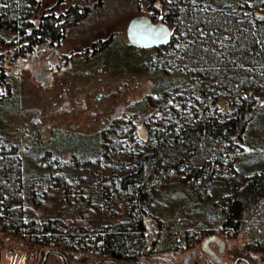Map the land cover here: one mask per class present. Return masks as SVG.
<instances>
[{
  "label": "rangeland",
  "instance_id": "rangeland-1",
  "mask_svg": "<svg viewBox=\"0 0 264 264\" xmlns=\"http://www.w3.org/2000/svg\"><path fill=\"white\" fill-rule=\"evenodd\" d=\"M185 1L104 0L101 4L90 1L86 17L68 26L58 43L42 45L38 50L43 58L59 63L49 86L38 82L29 69L15 73L7 67L6 58L2 61L13 79L19 109L0 112V151L14 156V149L18 150L15 156L22 160L21 195L26 208L37 207L47 185L64 184L67 192L65 203L56 210L59 216L64 213L74 216L85 206L95 204L105 209L103 179L128 170L130 158L150 148L155 130L171 122L176 126L193 124L194 119L207 116L209 110L219 113L230 107L239 91L250 93L256 89L254 85L245 86L246 78L238 85L239 61L253 53L239 51L230 35L219 38L213 35L210 45L203 46L204 52L210 50L215 54L210 65L202 61L196 64L199 61L191 57L189 49L197 39L187 41L186 31L179 37L176 34L179 41L175 45L162 50L128 47L134 46L127 37L131 18L147 14L160 21L164 6L172 17L178 6L187 17L186 12L193 4V9H198L195 4L198 1L208 8L232 7L243 14L263 10L260 0H191L192 5ZM72 2L45 0L44 7L49 13L60 12ZM174 18L175 21L168 22L173 32L181 22L177 15ZM102 42L105 44L100 47ZM240 54L244 56L241 58ZM34 65L42 69L41 63ZM156 74L169 79L180 77L182 82L177 87L172 84L157 88ZM259 101L258 112L238 144L227 146L203 177L196 182L176 180L160 186L147 208L164 227L159 230L152 220L148 221L147 250L152 252L140 262L184 264L195 253L188 264H219L202 247L203 240L211 234L225 241L224 264H233L239 256L236 252L244 250L245 232L225 236L220 233L219 224L227 214L233 191L264 169V98ZM141 126L148 129L147 140L138 132ZM79 134H99L96 150L92 149L88 159H80L78 151L68 148L71 142L66 139L73 135L72 138H80ZM105 217L100 214L96 231ZM168 224L174 225L169 232ZM0 240V264H39L46 249L32 250L22 240L10 236ZM210 245L219 252L217 242ZM258 258L253 263L264 264V254ZM95 260L93 256L80 254L70 257V264H92ZM46 264H64V259L51 255Z\"/></svg>",
  "mask_w": 264,
  "mask_h": 264
},
{
  "label": "trees",
  "instance_id": "trees-1",
  "mask_svg": "<svg viewBox=\"0 0 264 264\" xmlns=\"http://www.w3.org/2000/svg\"><path fill=\"white\" fill-rule=\"evenodd\" d=\"M90 1L101 4L104 0H73L63 11L52 13L46 11L45 0H0V112L19 109L13 79L2 62L5 57L24 56L38 51L42 45L58 43L68 26L88 15ZM190 1L186 0L185 4H191ZM195 4L199 5L198 9L194 10V4H191L187 17L183 8L176 7L174 16L180 17L182 23L179 21V26L165 44L146 48H169L179 41L176 36L186 31L187 41L197 39L189 49L191 57L199 61L196 64L202 61V64L210 65L215 54L210 50L204 52L203 46L210 45L213 35L218 38L230 35V39L237 42L239 51L253 53L244 59L240 54L238 85L246 78L245 86L254 85L256 89L250 93L239 91L230 107H224L219 113L209 110L207 116L194 119L193 124L176 126L171 122L155 130L150 148L133 155L128 170L103 179L105 209L95 204L85 206L74 216L69 213L59 216L56 210L65 203L67 192L64 184L47 185L37 207L26 208L28 206L21 195L22 160L19 155L15 156L18 150L14 149V156L0 151V238L10 236L22 240L32 250L62 249L69 259L81 254L96 259L114 257L140 262L139 259L152 252L147 250L148 221L152 220L159 230H163L164 224L158 221V217H152L147 207L160 186L176 180L196 182L203 177L216 159L225 153L227 146L238 144L258 112L259 99L264 98V3L259 1L263 7L259 14L237 13L232 7L208 8L199 1ZM163 10L159 17L161 21H175L174 16L166 13L165 6ZM104 44L102 42L100 47ZM155 78L157 88L172 84L177 87L182 82L180 77L169 79L162 74H156ZM73 136L66 139L71 142L68 148L78 151L80 159L90 158L91 151L96 150L99 134H79L77 139ZM228 200L227 214L222 217L219 231L230 237L245 232L244 250L236 255L248 257L253 263L264 254V169L237 187ZM27 210L31 211L30 215L26 214ZM101 213L106 219H102V226L96 231ZM173 226L168 224L167 231ZM51 255L58 254L49 257Z\"/></svg>",
  "mask_w": 264,
  "mask_h": 264
},
{
  "label": "water",
  "instance_id": "water-1",
  "mask_svg": "<svg viewBox=\"0 0 264 264\" xmlns=\"http://www.w3.org/2000/svg\"><path fill=\"white\" fill-rule=\"evenodd\" d=\"M155 4H158L156 1ZM159 8V7H158ZM172 35L171 26L165 21H156L153 20L147 14H138L131 18L127 27V37L130 43L135 44L139 47H148V46H159L165 44ZM33 57L31 56H24L17 60L15 63V71L19 72L20 70L27 68L31 71L32 75L38 82H41L44 86L51 85V72L47 69L38 70L32 64ZM144 130V134L141 131ZM138 132L141 135V138L147 140L149 138L148 129L145 126L139 127ZM245 148L248 150L250 146L245 145ZM211 242H217L220 246V252L224 251L225 241L216 234H211L207 236L202 243L203 249L209 253L218 263H223L222 256L216 252L211 247ZM50 254H58L61 255L64 259V264H70V259L68 254L58 248L48 247L43 251V256L39 262V264H46ZM193 253H191L187 257V262L192 258ZM2 259V246L0 244V262ZM241 261L245 262L246 264H253L252 261L245 256L239 255L237 256L233 264H239ZM145 264L141 262H129L119 260L114 257L106 258V257H99L97 258L92 264Z\"/></svg>",
  "mask_w": 264,
  "mask_h": 264
},
{
  "label": "flooded vegetation",
  "instance_id": "flooded-vegetation-1",
  "mask_svg": "<svg viewBox=\"0 0 264 264\" xmlns=\"http://www.w3.org/2000/svg\"><path fill=\"white\" fill-rule=\"evenodd\" d=\"M261 2L262 3H264V0H261ZM257 14H259V11H257ZM38 24V23H37ZM39 51H35V52H32V53H28V54H26V55H24V56H31V57H33V60H32V64L34 65V63L35 62H37V63H41V65H42V69H39L36 65H34L38 70H44V69H47V70H49L50 72H51V76H52V74L55 72L54 70H57V67L59 66V63H53L51 60H49V59H45V58H43V56H41V55H39ZM24 56H22V57H24ZM7 60H8V64H7V67L8 68H10V70H12L13 72H15V73H18V72H16L15 71V68H16V66H15V63L17 62V60L19 59V58H21V57H19V56H17V57H14L13 55H7L6 57H5ZM14 59H17L16 61H14ZM6 67V68H7ZM24 69H27V68H24ZM23 70V69H22ZM21 71V70H20ZM19 71V72H20ZM212 243V242H211ZM219 245V244H218ZM224 250H225V247H224ZM216 251V250H215ZM216 252H218V251H216ZM224 252V251H223ZM222 252V253H223ZM221 256H222V253L220 252V246H219V252H218ZM195 256V253H193V256H192V258ZM211 256V255H210ZM191 258V259H192ZM213 258V257H212ZM222 258H223V256H222ZM190 259V260H191ZM190 260H189V262H190ZM189 262H187V259H186V261L184 262V264H188ZM241 262H243V261H241ZM220 264V263H219ZM223 264V263H222Z\"/></svg>",
  "mask_w": 264,
  "mask_h": 264
}]
</instances>
